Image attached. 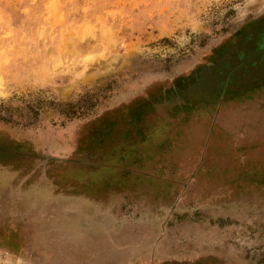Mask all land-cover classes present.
Returning <instances> with one entry per match:
<instances>
[{
	"label": "rangeland",
	"instance_id": "rangeland-1",
	"mask_svg": "<svg viewBox=\"0 0 264 264\" xmlns=\"http://www.w3.org/2000/svg\"><path fill=\"white\" fill-rule=\"evenodd\" d=\"M262 13L0 0V264H264V16L226 85L185 77Z\"/></svg>",
	"mask_w": 264,
	"mask_h": 264
},
{
	"label": "flooded vegetation",
	"instance_id": "flooded-vegetation-1",
	"mask_svg": "<svg viewBox=\"0 0 264 264\" xmlns=\"http://www.w3.org/2000/svg\"><path fill=\"white\" fill-rule=\"evenodd\" d=\"M263 16L264 13L256 17L251 22L243 25L238 31L234 32L230 38L225 40L229 41L228 43L225 44L224 42L216 47L212 52L211 59L207 60V62L199 63V66L196 68L197 71L195 70V72L193 71L189 75L185 76L188 81L190 76H192V73H195V78H193L192 81H189L186 87L196 91H202L207 89L205 87L210 83L208 79L209 77L215 78V76H218V79L220 80V77L228 76L226 75L229 71L228 69L222 71V66L229 61L227 54L231 53L229 57L232 56L233 53L240 47L241 41H253L252 38H254L253 36L257 31L256 29H258L257 26L260 24L259 22H261ZM258 18L259 20L255 21ZM219 80L217 82H219ZM16 147V143L13 140L0 137V161L19 160L24 158L22 157V153H24V151L17 149Z\"/></svg>",
	"mask_w": 264,
	"mask_h": 264
},
{
	"label": "trees",
	"instance_id": "trees-1",
	"mask_svg": "<svg viewBox=\"0 0 264 264\" xmlns=\"http://www.w3.org/2000/svg\"><path fill=\"white\" fill-rule=\"evenodd\" d=\"M257 20H259V18L258 19H256L255 21H257ZM262 22H263V20H262ZM255 36V35H254ZM253 36V37H254ZM260 39H262V38H260ZM256 41H259V40H256ZM262 41H264V40H262ZM234 50V49H233ZM241 50V47H239L238 49H237V51L236 52H238V51H240ZM236 52H234L233 53V55L232 56H230L229 57V55H231V53H229V54H227L228 55V58H229V61L228 62H226L225 64H224V66H227V65H229L231 62H232V58H233V56L236 54ZM227 55H225V56H227ZM228 63V64H227ZM230 67H231V65H230ZM230 67H228L227 69L230 71L231 70V68H233V66L230 68ZM226 70V69H225ZM228 71V72H229ZM226 75H228V74H226ZM227 77L228 76H225L224 78H225V81H224V83H225V85L227 84ZM227 86H229V85H227ZM132 112H134V111H132ZM132 112L130 113L129 112V114L127 115V112H126V114H123V116L125 117V116H127V117H133L134 115H132ZM136 112H138V111H136ZM137 114V113H136ZM122 116V117H123ZM150 120V118L148 119V121ZM145 121L143 120L142 122H140L138 125H135L136 127H138V128H140V133L142 132L141 130L142 129H144L143 128V126H145V123H144ZM123 123V122H122ZM121 123V124H122ZM144 123V124H143ZM153 125V124H152ZM150 126L151 125H149V128H150ZM120 125H119V140H118V142H119V149H122L123 151H124V154L123 155H126L127 153H129V148H130V146L132 145L130 142H129V140L127 139V134H126V132H125V134H126V138H125V135L124 134H122L121 133V131H120ZM145 127H147V126H145ZM160 129H161V125H153L152 126V128H151V130H143V133H146V135L148 136L150 133H151V135L150 136H152V135H156V134H159V132H160ZM151 138V137H150ZM148 139H149V136H148ZM91 144V146L92 145H94V144H96L94 141L93 142H90ZM122 145V146H121ZM123 155H121V156H123ZM261 157H262V159L264 160V155H261Z\"/></svg>",
	"mask_w": 264,
	"mask_h": 264
}]
</instances>
